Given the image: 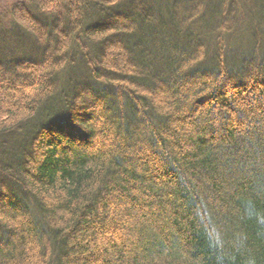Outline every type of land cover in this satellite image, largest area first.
Returning <instances> with one entry per match:
<instances>
[{"label": "trees", "instance_id": "obj_1", "mask_svg": "<svg viewBox=\"0 0 264 264\" xmlns=\"http://www.w3.org/2000/svg\"><path fill=\"white\" fill-rule=\"evenodd\" d=\"M0 264H264V0L0 5Z\"/></svg>", "mask_w": 264, "mask_h": 264}, {"label": "rangeland", "instance_id": "obj_2", "mask_svg": "<svg viewBox=\"0 0 264 264\" xmlns=\"http://www.w3.org/2000/svg\"><path fill=\"white\" fill-rule=\"evenodd\" d=\"M13 0H0V5L4 6L5 4H10V2H12ZM9 2V3H8Z\"/></svg>", "mask_w": 264, "mask_h": 264}]
</instances>
